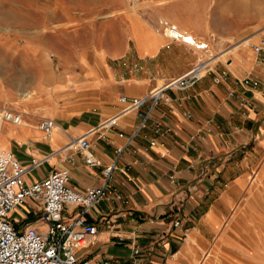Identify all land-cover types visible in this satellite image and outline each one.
I'll return each mask as SVG.
<instances>
[{
    "label": "crops",
    "instance_id": "crops-1",
    "mask_svg": "<svg viewBox=\"0 0 264 264\" xmlns=\"http://www.w3.org/2000/svg\"><path fill=\"white\" fill-rule=\"evenodd\" d=\"M43 1L26 0L13 13L0 9V100L13 97L5 80L16 78L3 70V63L18 64L34 81L44 74L41 58L48 45L35 35L47 26L58 28L60 19L58 0L46 5ZM10 14L19 21L12 20V25L11 19H3ZM47 15L49 20L44 19ZM11 26L29 34L11 35L6 30ZM156 26L146 23L140 30L132 24L136 56L131 62L137 66L121 65L101 79L97 105L53 115L56 126L49 135L23 117L20 125L0 133V147L12 149L23 163L41 160L26 173L27 182L44 177L54 167H66L69 183L86 189L103 184L104 168L115 163L109 187L119 191L120 197L103 198L83 214L79 204L66 203L63 210L67 220L82 216L97 225L92 241L77 249L78 256L94 264H203L198 262L208 250L212 252L209 264H216L218 249L206 248L224 223L226 232L221 236L228 239L227 247L232 245L240 230L236 221L246 217L241 219V212L235 215L236 195L245 191L254 165L260 162L264 172V104L259 102V88L246 86L243 94L238 79L245 69H239L234 59L217 61L212 71L190 87L167 89V100L155 105L147 101L121 112L125 106L121 94L144 95L152 85L183 73L196 60V50L190 44L168 37ZM255 60L253 68H257ZM67 61L52 66L54 72L62 76L61 65ZM223 71L226 78L215 81V75ZM95 78L91 75L92 81ZM33 86L32 90L41 91L37 84ZM20 94L22 100L33 92ZM244 95L246 103L241 100ZM146 115L145 124L138 129ZM114 116L115 122L109 121ZM83 135L90 141L97 164L87 163L80 148L68 146L73 137ZM117 147L122 151L117 152ZM250 192L246 189L241 205L244 212L251 208ZM41 215V205L28 199L11 211L10 218L19 229L27 223L43 229ZM256 222L263 231L264 210L259 211ZM244 232V239L254 246L253 238ZM247 255V264H264V252L249 251Z\"/></svg>",
    "mask_w": 264,
    "mask_h": 264
},
{
    "label": "rangeland",
    "instance_id": "rangeland-1",
    "mask_svg": "<svg viewBox=\"0 0 264 264\" xmlns=\"http://www.w3.org/2000/svg\"><path fill=\"white\" fill-rule=\"evenodd\" d=\"M25 2L26 0H0V9L4 7L6 11L12 12ZM47 3L50 4V0L43 1L44 5ZM58 7V28L51 29L47 26L35 35L37 40L48 45V51H44L46 58H41L44 71L42 78L34 81L29 73H24L21 67L12 61L1 66L8 74L16 75V78L5 80L13 97L0 100V105L14 108L28 121L38 125L44 116L78 112L97 105L101 79L121 65L137 66L131 62L136 56L131 35L132 24L142 30L146 23H151L160 27L166 35L164 27L172 24L195 40L206 41L208 46L205 49H195L197 56L193 62L213 57L210 63L212 67L204 75L213 70L217 61L227 62L228 59H234L239 69H245V74H241V77L250 80L246 86L259 88V102L264 104V0H58ZM8 18L11 19L12 25V20H18V16L12 14L3 17ZM44 19L49 20L50 16L47 15ZM6 30L11 35L29 34L15 26ZM255 44L262 45L260 54L254 49ZM62 59L68 61L61 65L65 71L61 76L54 72L52 66L57 67V62ZM252 59H256L257 68H253ZM122 61L128 63L122 64ZM259 67H262L261 73ZM91 75L96 77L95 81L91 80ZM49 76L52 79L46 81L45 78ZM163 81L164 79H161L149 90ZM34 84L39 86L40 92L32 90ZM49 89L53 94H49ZM22 91H32L33 94L28 99L21 100L19 94ZM241 91L246 94L247 88L244 92L243 86ZM241 100L246 101L245 95ZM23 110L26 113H23ZM11 125V122L0 123V131H6ZM240 152L238 149V153ZM246 189L251 190L247 194L251 200V208L244 212L245 209L241 205ZM236 196L235 215L241 212L240 217H246L236 221L240 232L235 233L232 245L227 247L228 239L221 236L226 232L224 223L217 238L206 248L207 250L215 246L214 250L218 249L216 264H247L249 251L264 252V230L259 231L256 222L259 211L264 210V172L260 170V162L254 165V169L248 174L245 191ZM17 213L14 212L15 215ZM243 231L245 236L253 238L254 246L251 247L247 239H244ZM211 254L210 250L206 251L198 263L209 264Z\"/></svg>",
    "mask_w": 264,
    "mask_h": 264
},
{
    "label": "built area",
    "instance_id": "built-area-1",
    "mask_svg": "<svg viewBox=\"0 0 264 264\" xmlns=\"http://www.w3.org/2000/svg\"><path fill=\"white\" fill-rule=\"evenodd\" d=\"M168 28L175 27L172 24L164 27L169 37L189 43L194 49L201 50L208 46L206 41L191 39L189 35H183L182 31L172 34L167 31ZM254 49L260 54L263 47L255 44ZM212 58L209 56L199 59L183 73L164 79L144 95L129 97L121 94L119 98L125 103L121 112L137 108L147 101L155 105L161 100H167L166 90L169 88H186L194 85L211 69ZM226 75V71L220 72L215 75L214 80L221 81ZM238 82L245 89L250 80L242 77ZM230 93L233 94L234 90ZM20 117L21 114L14 108L0 105V119L18 123ZM146 118L147 115L138 129L145 124ZM115 120L116 116L109 121ZM55 126L56 120L51 116H44L38 122V127L46 135H49ZM68 146L80 148L87 163L99 162L90 149V141L86 135L73 137ZM116 150L121 152L122 147H117ZM40 162L41 160L33 159L25 164L16 157L12 149L0 147V264H94L90 259L78 256L77 249L92 241L99 230L97 225L87 222L82 216L67 220L63 210L66 203H74L82 206L83 214L103 198L120 197L119 191L109 187V178L112 169L116 167L115 163L104 168L103 184L80 189L69 183V169L66 167H54L44 177L27 182L26 173ZM28 199L35 200L41 205V219L45 228L40 229L27 223L24 228L19 229L10 218L11 211L16 206L26 203ZM179 223V219L174 221L175 225ZM135 251L138 249L135 248ZM104 263L108 261L105 260Z\"/></svg>",
    "mask_w": 264,
    "mask_h": 264
},
{
    "label": "bare ground",
    "instance_id": "bare-ground-1",
    "mask_svg": "<svg viewBox=\"0 0 264 264\" xmlns=\"http://www.w3.org/2000/svg\"><path fill=\"white\" fill-rule=\"evenodd\" d=\"M167 31H170L172 34H178V31H182V30H179V29H177L176 27L174 28V29H170V28H168V30ZM182 34L183 35H187L184 31H182ZM191 37V39H194L192 36H190ZM189 44V43H188ZM197 50V49H196ZM201 50H203V49H201ZM213 59V58H212ZM19 113V112H18ZM21 120H22V115H21V117H20V121L18 122V123H12L11 122V124L12 125H20L21 124ZM24 121V120H23ZM22 121V122H23ZM2 122H7V123H9L10 121H8V120H5V119H0V123H2ZM0 133H1V131H0Z\"/></svg>",
    "mask_w": 264,
    "mask_h": 264
}]
</instances>
